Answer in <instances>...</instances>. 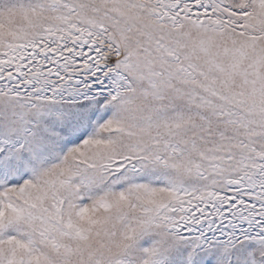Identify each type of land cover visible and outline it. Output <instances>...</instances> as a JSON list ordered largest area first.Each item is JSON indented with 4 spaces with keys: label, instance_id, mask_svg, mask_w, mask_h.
Listing matches in <instances>:
<instances>
[{
    "label": "snow or ice",
    "instance_id": "1",
    "mask_svg": "<svg viewBox=\"0 0 264 264\" xmlns=\"http://www.w3.org/2000/svg\"><path fill=\"white\" fill-rule=\"evenodd\" d=\"M0 264H264V0H0Z\"/></svg>",
    "mask_w": 264,
    "mask_h": 264
}]
</instances>
